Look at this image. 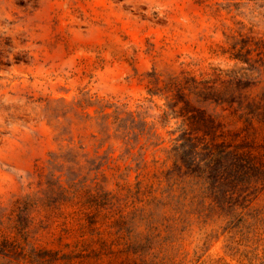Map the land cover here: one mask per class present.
<instances>
[{"label":"rangeland","instance_id":"1","mask_svg":"<svg viewBox=\"0 0 264 264\" xmlns=\"http://www.w3.org/2000/svg\"><path fill=\"white\" fill-rule=\"evenodd\" d=\"M173 77L249 84L190 99L264 156V0H0V264H264V184L145 191L174 167Z\"/></svg>","mask_w":264,"mask_h":264},{"label":"trees","instance_id":"2","mask_svg":"<svg viewBox=\"0 0 264 264\" xmlns=\"http://www.w3.org/2000/svg\"><path fill=\"white\" fill-rule=\"evenodd\" d=\"M219 84L224 89L219 88ZM248 85L240 80L221 81L219 77L207 83L193 77H173L165 81L163 88H158L168 98L172 97L167 104L169 111L165 112V117L172 114L181 120L179 129L173 132L179 131L180 134L172 148L175 158L173 169L161 175L154 174L155 180L144 186L147 193L162 190L164 194L179 182L187 180L193 182L191 186L199 185L197 196L202 200L207 197L212 198L218 206H242L249 195L244 194L253 185L264 184V156L258 157L249 143L233 145L228 142L224 125L190 99L191 95H195L197 101L228 103L232 106L235 100L230 92ZM158 90L151 89L150 92L157 95ZM228 94L231 95L228 97ZM246 108L255 111L264 109V105L256 106L249 102ZM165 181L168 188H162ZM139 183L142 188V183ZM191 190L196 189L191 187Z\"/></svg>","mask_w":264,"mask_h":264}]
</instances>
